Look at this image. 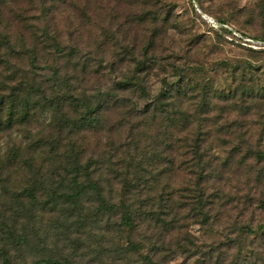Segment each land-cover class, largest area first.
I'll return each mask as SVG.
<instances>
[{
  "label": "rangeland",
  "instance_id": "obj_1",
  "mask_svg": "<svg viewBox=\"0 0 264 264\" xmlns=\"http://www.w3.org/2000/svg\"><path fill=\"white\" fill-rule=\"evenodd\" d=\"M198 2L0 0L11 263L264 264V0Z\"/></svg>",
  "mask_w": 264,
  "mask_h": 264
},
{
  "label": "trees",
  "instance_id": "obj_2",
  "mask_svg": "<svg viewBox=\"0 0 264 264\" xmlns=\"http://www.w3.org/2000/svg\"><path fill=\"white\" fill-rule=\"evenodd\" d=\"M195 1L198 2V0H195ZM209 17L211 19H213L211 16H209ZM213 21L216 23V25H211L209 22L208 23L211 26H213L214 28H219V29H222V30H225V31H228V32H232V30L229 27V25L226 22H224L223 20L216 21V20L213 19ZM258 41L261 44H264V38L263 39H260ZM139 64H141L143 67H147V65H148V64H146V62H141ZM54 74L56 75L57 72L55 71ZM54 78H55V76H54ZM120 85H121V87L123 89H129V88H131V89L132 88L138 89L139 87H137V86H139L140 83H138V79L136 80L135 78L134 79L132 78V79L127 80V81L126 80L121 81L120 82ZM241 90L246 91L244 88H242ZM141 91H145V89L144 90H141ZM247 91H249V89H247ZM247 94L252 95L251 92L250 93L247 92ZM253 94H255V93H253ZM164 95H168V97H166V98H169V99H172L171 97H173L171 90H168V89L165 90ZM257 95L261 96L260 94H257ZM114 97H116V96L110 95V94H106L104 96L100 92V93L96 94L95 96L94 95L93 96L90 95L89 97H86L85 99L82 100V103H83V105L85 107L86 112H89L90 114H92V113L97 114L98 112L101 111L100 109L102 107L103 101L105 99L114 98ZM232 97L233 96H231V98ZM253 97L256 98L257 96L255 95ZM160 102H161V96L159 95V96L156 97V100H155V103L156 104H155V106H159ZM172 104H173V102L172 103H167L166 106L167 105H172ZM12 117H13V112H10L8 118H12ZM0 119H1V117H0ZM10 123L11 122H9L8 125H10ZM259 155H264V153L263 152H259ZM76 184L78 185L77 182H76ZM77 185H76V191L73 194L67 195V197L70 198L74 202L77 201L78 197L83 192V189H86L87 188L86 186H84V188H83V186H81L80 184L78 185L79 187ZM91 188H95L97 190V195H98V197L100 198V200L104 204L105 203V200L103 199V195L99 192V187L96 186V185L91 184ZM112 209L113 208H111V205H108L107 207H104V210H106L107 212H111ZM122 221H123V223L125 225H128V226H131L132 225L131 218L128 215L124 216V218H122ZM242 230L244 232H246L247 234H254V231L248 225H243L242 226ZM0 259H3L2 264H13V263H11L8 260L7 257H4L2 255V253H0ZM33 264H60V263L58 261H55V260H52V259H41V260L35 261Z\"/></svg>",
  "mask_w": 264,
  "mask_h": 264
},
{
  "label": "built area",
  "instance_id": "obj_3",
  "mask_svg": "<svg viewBox=\"0 0 264 264\" xmlns=\"http://www.w3.org/2000/svg\"><path fill=\"white\" fill-rule=\"evenodd\" d=\"M206 20H208L209 23L216 25V23L209 16H206Z\"/></svg>",
  "mask_w": 264,
  "mask_h": 264
}]
</instances>
